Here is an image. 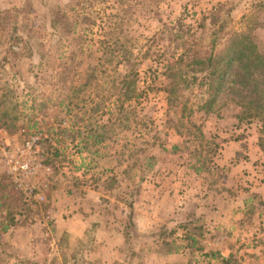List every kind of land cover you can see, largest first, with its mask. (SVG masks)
<instances>
[{
  "label": "rangeland",
  "instance_id": "374dc122",
  "mask_svg": "<svg viewBox=\"0 0 264 264\" xmlns=\"http://www.w3.org/2000/svg\"><path fill=\"white\" fill-rule=\"evenodd\" d=\"M235 32L264 51V0H0V264H264L261 123L238 122L228 98L197 111L206 94L191 69L166 103L182 44L215 38L219 51ZM128 72L140 96L117 118ZM16 157L41 167L16 173ZM174 193L183 217L164 223L155 201L173 207ZM69 204L82 239L63 225ZM173 241L184 249L166 258Z\"/></svg>",
  "mask_w": 264,
  "mask_h": 264
},
{
  "label": "trees",
  "instance_id": "16d2710c",
  "mask_svg": "<svg viewBox=\"0 0 264 264\" xmlns=\"http://www.w3.org/2000/svg\"><path fill=\"white\" fill-rule=\"evenodd\" d=\"M159 1L126 0L129 6L136 3L137 6L143 7L147 4H158ZM86 14L84 12L82 19L89 22L90 18ZM79 16L81 18V13ZM211 16L213 24L217 19L216 15ZM222 28L223 25L220 27V30ZM218 42L219 40L214 38L207 46H202L198 43L192 45L182 44L184 48L183 53L168 65L172 74L170 76L171 83L165 88L166 103L167 105H172L176 101L180 82L185 80L182 79V74L185 69H191L193 73L196 72L195 74L200 75V87H205L206 97L203 98V102L197 111H204L207 115L212 114L219 98H228L239 109L236 117L238 122L258 120L261 123L260 133L264 137V51H259L254 40L247 34L231 33L229 38L226 39V45L219 51L217 50ZM196 81L197 78L191 77L186 81V86L195 85ZM116 85L122 97L116 106L117 118H120L123 116L124 102L131 103L136 101L140 95L137 93L136 79L133 72L119 76ZM182 109L186 111L185 108ZM128 117L130 118L129 113H127L126 119ZM197 130H199L198 127ZM94 134L95 129L92 130L88 139L89 137L93 138L94 145L103 144L105 141L104 131L98 135ZM200 136L202 135L200 134ZM262 139L261 137L260 142H263ZM179 149L178 145H173L171 153H175ZM194 156L198 162L202 158L201 153ZM153 160V157H148L146 165L153 167L151 164ZM190 168L195 173L202 172V168H196L195 166H191ZM187 239L194 242L192 245L194 247L196 240L192 236H184L182 241ZM182 249H184V246H177L173 241L165 251V254H175ZM197 249L201 251V248ZM204 257L220 260V264H229L231 261L230 258L222 257L218 253H206Z\"/></svg>",
  "mask_w": 264,
  "mask_h": 264
},
{
  "label": "crops",
  "instance_id": "0c3cea01",
  "mask_svg": "<svg viewBox=\"0 0 264 264\" xmlns=\"http://www.w3.org/2000/svg\"><path fill=\"white\" fill-rule=\"evenodd\" d=\"M166 195L161 196V200H158V198H156V212L157 214H159V216L161 217H167V219L163 220L164 223L165 222H173V221H179V217H183V211L184 209L181 208V202H179V200L181 199L180 197V194H173L172 195V200H174V206L173 207H169V206H166V203H165V200H166ZM180 198V199H179ZM165 203V204H164ZM168 205V204H167ZM76 208H74V206L72 204H69L68 205V216L70 217H67L66 220L63 221V225L65 227V230H66V233L70 236V238H78V239H82L83 236L86 235V231H88V228H82V225L85 224L83 220L80 219V223H81V227H74V222H73V217L75 216V211ZM188 216H186L187 218ZM173 219V220H172ZM206 221V220H205ZM208 221V220H207ZM98 240L99 242L98 243H102L103 244V240L104 238L103 237H98ZM102 241V242H101ZM110 245V241H108V239H105V244L103 245ZM183 250V249H182ZM182 252H178V253H175V254H167V255H170L169 257L166 255V258H170L172 257V255H178V254H181ZM98 257V256H97ZM96 257V258H97ZM95 258V259H96ZM103 264V262H101V260L99 262H97V264Z\"/></svg>",
  "mask_w": 264,
  "mask_h": 264
},
{
  "label": "built area",
  "instance_id": "2783aa9c",
  "mask_svg": "<svg viewBox=\"0 0 264 264\" xmlns=\"http://www.w3.org/2000/svg\"><path fill=\"white\" fill-rule=\"evenodd\" d=\"M39 139L37 137H31L28 142L26 143L25 147L22 149L21 154L25 152V150H32L33 147H36ZM12 170L14 172H18L19 174H33L38 168L41 166L37 163L35 165L29 164V162L22 161L21 158L16 157L14 160L10 161Z\"/></svg>",
  "mask_w": 264,
  "mask_h": 264
}]
</instances>
